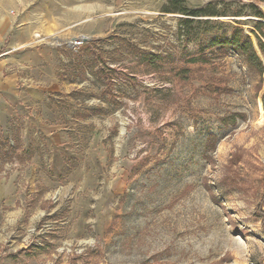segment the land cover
Returning a JSON list of instances; mask_svg holds the SVG:
<instances>
[{"label":"rangeland","instance_id":"374dc122","mask_svg":"<svg viewBox=\"0 0 264 264\" xmlns=\"http://www.w3.org/2000/svg\"><path fill=\"white\" fill-rule=\"evenodd\" d=\"M170 1L24 6L55 79L0 132V264H264V73L196 63L264 0Z\"/></svg>","mask_w":264,"mask_h":264},{"label":"crops","instance_id":"0c3cea01","mask_svg":"<svg viewBox=\"0 0 264 264\" xmlns=\"http://www.w3.org/2000/svg\"><path fill=\"white\" fill-rule=\"evenodd\" d=\"M32 3L33 0H0V132L8 119L16 114L19 104L26 99L23 98L22 86L27 81L42 83L35 81L36 69L40 73H45L47 69L48 75H45L55 79L51 64L56 62V48L34 44L32 31L25 30L22 23L24 6ZM10 9H13L12 15L9 14ZM12 64L21 65L23 69L26 66L22 64H27L30 72H13ZM26 92L28 97H40L36 88H27Z\"/></svg>","mask_w":264,"mask_h":264},{"label":"trees","instance_id":"16d2710c","mask_svg":"<svg viewBox=\"0 0 264 264\" xmlns=\"http://www.w3.org/2000/svg\"><path fill=\"white\" fill-rule=\"evenodd\" d=\"M180 0L170 1V5L178 8L180 7ZM254 15L258 18L253 23V29L250 30L253 35L252 39L247 33H245L243 27L240 25H234L231 27L229 35L226 32L212 36L207 40L205 46H201L196 63L206 64L209 63L213 58L226 57L230 52H235L243 57L246 64L255 70L260 76L264 73V14L257 8ZM187 13L191 17L200 16H221L222 14L215 9H195L188 10L182 8L179 10ZM240 13H236L235 16H239ZM187 23H191V20H186ZM207 51H209L207 53ZM192 63L195 62L191 60ZM180 74L183 77H187L190 73L189 70L184 69ZM220 81V79L218 78ZM227 89V88H226ZM262 108L264 111V92L261 95ZM261 103L259 102V105Z\"/></svg>","mask_w":264,"mask_h":264},{"label":"built area","instance_id":"2783aa9c","mask_svg":"<svg viewBox=\"0 0 264 264\" xmlns=\"http://www.w3.org/2000/svg\"><path fill=\"white\" fill-rule=\"evenodd\" d=\"M82 41L81 40H75L73 42H71V48L76 50L77 48H79L82 45Z\"/></svg>","mask_w":264,"mask_h":264}]
</instances>
